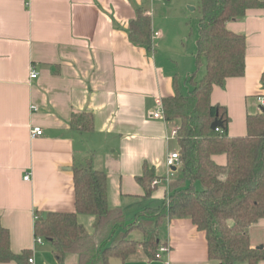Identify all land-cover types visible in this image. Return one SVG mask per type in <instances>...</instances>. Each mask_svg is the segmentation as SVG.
<instances>
[{"label":"crops","instance_id":"0c3cea01","mask_svg":"<svg viewBox=\"0 0 264 264\" xmlns=\"http://www.w3.org/2000/svg\"><path fill=\"white\" fill-rule=\"evenodd\" d=\"M189 8L199 11V0H0V228L13 255L28 252L32 264H45L46 255L55 260L50 243L35 242L34 217L74 212L72 168L80 163L104 172L108 207L121 209L126 225L166 202L165 160L178 152L169 139L177 122L149 113L174 94L176 75L153 45L167 39L163 19L175 15L183 28ZM138 10L150 18L149 48L128 36ZM226 28L245 38L244 75L213 87L210 102L226 109L228 136L241 137L264 97V5ZM31 67L35 79L29 78ZM75 113L91 114V131L70 128ZM33 127L42 135L31 139ZM212 159L226 163L224 155ZM145 167L159 181L150 196L137 182ZM177 175L176 168L170 179ZM76 221L94 233L93 216L78 214ZM158 236L168 252L158 251L156 260L147 259L143 234L133 230L128 237L137 243L136 253L109 264H216L207 258L204 233L187 218L166 217ZM248 236L252 249L264 248V219ZM60 264H78V257L67 254Z\"/></svg>","mask_w":264,"mask_h":264},{"label":"trees","instance_id":"16d2710c","mask_svg":"<svg viewBox=\"0 0 264 264\" xmlns=\"http://www.w3.org/2000/svg\"><path fill=\"white\" fill-rule=\"evenodd\" d=\"M263 5L264 0H199L195 59L204 74L197 82L195 73L188 77L190 88L185 94L174 77V94L161 101L165 121L177 122L174 140L179 155L178 175L169 180L167 203L145 210L126 225L121 209L108 207L104 172L88 161L74 166V212L46 213L33 225L34 237L51 244L59 264L67 254L77 255L78 264H109L111 258L123 262L137 250V243L128 237L133 230L143 234L141 246L147 259L156 260L161 246L158 229L166 217L187 218L204 233L210 262L259 264L264 260V248L252 249L248 236L249 228L264 219V106L246 118L244 136L229 137L226 109L210 102L213 87L244 75L245 38L227 30L226 24ZM128 36L132 43L149 48L150 18L143 11L138 10L130 22ZM261 82L264 87V72ZM216 119L218 131L211 129ZM70 128L91 131V114H72ZM216 155L225 156V165L213 161ZM154 179L146 167L137 178L145 196L154 191ZM78 214L94 217L92 235L77 223ZM28 259V252L9 251L8 233L0 228V263L28 264Z\"/></svg>","mask_w":264,"mask_h":264},{"label":"rangeland","instance_id":"374dc122","mask_svg":"<svg viewBox=\"0 0 264 264\" xmlns=\"http://www.w3.org/2000/svg\"><path fill=\"white\" fill-rule=\"evenodd\" d=\"M190 8L182 25V27L184 26L183 28H180V25L173 19L175 15L171 16L172 19H163L162 22L167 39L162 44L156 43L153 45L158 59L162 61L167 70L176 75L177 85L181 94H185L190 88L187 79L191 74L195 73V82H197L201 79L204 72L203 65L197 68L195 59V41L198 36L200 14L198 9L193 11ZM43 243H45L46 247L49 245L44 240ZM43 261L45 264H55V260L50 255H46Z\"/></svg>","mask_w":264,"mask_h":264},{"label":"built area","instance_id":"2783aa9c","mask_svg":"<svg viewBox=\"0 0 264 264\" xmlns=\"http://www.w3.org/2000/svg\"><path fill=\"white\" fill-rule=\"evenodd\" d=\"M155 1H160V0H155ZM156 35L157 34H154L153 36L155 37ZM37 75H38L37 71L33 67H31L30 72H29V78L35 79L37 77ZM258 102H259L260 106H264V97L258 98ZM31 109L36 110V107H31ZM149 117L152 119L161 120V121L165 122L161 102L158 103L157 109L155 111L149 113ZM215 131H218V128H216ZM176 132H177V128H173L170 132L169 139L174 140L176 138ZM41 135H42V130L39 127H33L29 131V136L31 139H34V138L39 137ZM165 165H166L167 170H168V175L165 178V185H166L167 198H168V183L170 180V176L173 174L171 168H173V167L177 168L179 166L178 152H173V153L169 154L166 157ZM29 179H30L29 174L24 176V181H28ZM158 183H159V181L157 179H154L152 181L151 185L156 186ZM166 203H167V200H166ZM36 219H37V217H34V220H36ZM35 242L38 244H41L43 242V240L38 237V238H35ZM158 251L160 253H167L168 247L167 246H160ZM32 263H33V260L31 258H29L28 264H32Z\"/></svg>","mask_w":264,"mask_h":264},{"label":"water","instance_id":"95a60500","mask_svg":"<svg viewBox=\"0 0 264 264\" xmlns=\"http://www.w3.org/2000/svg\"><path fill=\"white\" fill-rule=\"evenodd\" d=\"M219 126H220V122L216 119V120H214V121L212 122V124H211V129H212V130H215V129L218 128ZM171 170H172L173 172H175V171H176V168L173 167V168H171ZM258 249H262V246L258 247Z\"/></svg>","mask_w":264,"mask_h":264}]
</instances>
